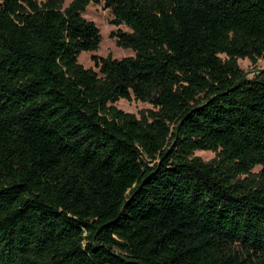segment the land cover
<instances>
[{"label":"trees","instance_id":"obj_1","mask_svg":"<svg viewBox=\"0 0 264 264\" xmlns=\"http://www.w3.org/2000/svg\"><path fill=\"white\" fill-rule=\"evenodd\" d=\"M64 2L0 0V264H264V0Z\"/></svg>","mask_w":264,"mask_h":264},{"label":"rangeland","instance_id":"obj_2","mask_svg":"<svg viewBox=\"0 0 264 264\" xmlns=\"http://www.w3.org/2000/svg\"><path fill=\"white\" fill-rule=\"evenodd\" d=\"M39 2H44L45 0H38ZM72 0H65L64 7H67ZM84 17L94 22L97 27L100 29L102 41L99 46V49L95 52H84L79 57V63L82 64L86 68H92L95 71L98 72V69L95 67L93 57H101V58H107L108 56H111L113 59H124L127 57L134 56V52L131 50L121 49L116 46V42L114 39H112L111 33L113 31H117L118 29H121L126 32H130V30L126 26L121 27H115L111 24L113 20V15L110 12V10H106L103 7V4L100 5H94L90 4L85 13ZM239 67L247 73V76L249 78H253L256 76L261 70L264 69V58L259 59L256 64H253L250 60H239L238 61ZM116 107L123 110L127 113H132L140 116L141 111H145L147 109H151V105L147 103H143L140 101H127V100H120L115 104ZM195 156L200 157L205 162H209L212 159L215 158V154L210 151H197L195 152ZM260 167H257L254 171L259 172Z\"/></svg>","mask_w":264,"mask_h":264}]
</instances>
